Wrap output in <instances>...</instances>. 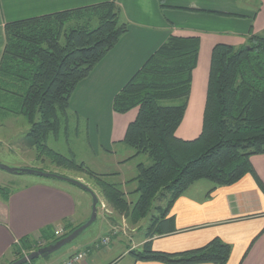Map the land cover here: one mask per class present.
Returning a JSON list of instances; mask_svg holds the SVG:
<instances>
[{
	"label": "trees",
	"instance_id": "obj_1",
	"mask_svg": "<svg viewBox=\"0 0 264 264\" xmlns=\"http://www.w3.org/2000/svg\"><path fill=\"white\" fill-rule=\"evenodd\" d=\"M165 1L159 0L161 7L166 6ZM4 29L0 109L7 115L26 117L31 124L26 137L32 139L30 147L37 157L92 178L106 203L134 222L152 208L156 210L145 242L129 252L136 261L226 264L232 246L218 237L202 247L180 252L155 250L153 237L176 231L175 217H168L169 210L200 179L218 186L231 185L251 173L264 189L251 162L253 155L264 153V34L252 33L241 47L218 42L212 48L202 128L195 138H182L177 130L192 91L201 47L199 35L171 34L117 92L114 111L126 113L138 108L123 139L135 151L128 159L147 154L153 161L137 166L138 175L133 180H137L139 198L131 206L128 192L105 180L108 173H98L48 143L51 136L58 137L61 129H66L70 99L80 81L129 30L119 3L104 0L8 21ZM155 200L159 204L153 207ZM83 223L73 226L64 222L59 233L55 226H45L39 236L21 237L12 245L14 259L9 263L57 242Z\"/></svg>",
	"mask_w": 264,
	"mask_h": 264
},
{
	"label": "crops",
	"instance_id": "obj_2",
	"mask_svg": "<svg viewBox=\"0 0 264 264\" xmlns=\"http://www.w3.org/2000/svg\"><path fill=\"white\" fill-rule=\"evenodd\" d=\"M100 1L104 0H0V59L6 41V22ZM116 1L122 8V18L129 23V30L78 84L70 99L66 131L72 125L78 137L77 132L82 130L88 152L95 158L104 155L110 168L116 167L115 172L120 173L121 166L129 164L132 159L128 158L134 153L123 139L138 108L126 113L114 111L117 92L171 34L199 35L201 47L192 91L177 130L182 138H195L202 128L212 48L218 42L241 47L252 33L264 34V0H166L165 7H161L159 0ZM77 148L69 150L77 160L80 157L86 163L87 151L83 154ZM251 162L264 185V153L253 155ZM85 191L77 185L33 180L9 200L0 197V264L11 255L12 245L25 235L39 236L45 226L63 231L64 222L73 226L86 222L93 200ZM170 216L175 217L176 231L155 235V250H190L218 237L232 246L226 264H264V189L253 174L248 173L231 185L218 186L208 179L194 182L173 203ZM117 220L101 217L100 227L106 232L93 240H83V250L77 249L68 256L82 251L86 255L81 264H92L88 260L90 254L94 248L104 245H96L104 238H109L106 245H110V250L122 246L125 239L131 241L107 264H116L131 249L139 248L146 235L134 242V237L115 233ZM130 264L167 263L133 260Z\"/></svg>",
	"mask_w": 264,
	"mask_h": 264
},
{
	"label": "rangeland",
	"instance_id": "obj_3",
	"mask_svg": "<svg viewBox=\"0 0 264 264\" xmlns=\"http://www.w3.org/2000/svg\"><path fill=\"white\" fill-rule=\"evenodd\" d=\"M166 103H172L173 100H166ZM70 124H72L70 122ZM31 124L28 122L25 116L23 115H14V114H5L0 109V162L6 164L11 167H32V168H43L45 171L56 173L59 175H64L71 178H76L81 180L83 183L87 184L99 197V217L98 219L87 227L76 239L72 242L66 244L59 250L55 251L52 254H49L45 257H38L32 261H29L25 264H58L63 259L68 257V254L77 249H82L84 247L85 242L83 240L91 239L93 240L98 234L102 235L106 232L105 229H102L100 220H110L112 217L117 218V226L115 227V233L121 232L122 234H126L127 237H134V242L140 239L141 236L145 235L148 226L151 223V217L156 213V210L152 208L147 216L142 218L141 220L134 222L132 217L122 216L116 213L105 201L102 193L100 192L99 187L95 183L92 178H89L86 174H82L80 172L74 171L72 169H68L62 166H59L55 163L50 162V159L41 160L37 157V153L35 149L30 147V140L26 137L28 130L30 129ZM78 137H76V131L73 129L72 125H70L66 131L63 127L59 132L58 137L51 136L49 138L48 143L51 147L60 151L67 156H72V152H70V147L77 148L79 146V151L81 153H85L86 165L91 169L98 173H108L104 176L106 181L115 182L124 190H126L128 199L132 202L131 206L139 198V192L136 191L138 186L137 180H133L138 175V164L140 162L145 163V165H150L153 163L150 156L147 154H140L132 160H129V164L125 166H121L120 169H123L120 173H115L116 167L114 169L110 168L108 163L106 162V157L102 155L101 158H95L92 153L88 152V148L85 143V135L83 131H79ZM76 139V140H74ZM75 142L76 144H74ZM87 148V149H86ZM132 152H135L132 148H130ZM83 157V156H81ZM77 161H81V158ZM107 163V164H106ZM33 180H45L49 182H56L64 185H73L66 180L58 179L55 177H45L36 174H22V173H11L6 170L0 168V197L7 201L10 196L16 191L25 188L27 185L31 184ZM123 180H125L123 182ZM86 192V196L89 199L93 200L90 192ZM159 201L155 200L153 202V207H155ZM164 206L165 202H161ZM115 240L112 241L113 246H115ZM101 242H97L96 245L101 244ZM128 243H131L129 239H125L124 244L119 247H115V249L110 250V245H100V247H96L90 254L88 260L92 262V264H107L109 263L113 257L119 255L125 248ZM103 244V243H102ZM108 244V243H107ZM95 245V243H94ZM141 247V246H140ZM12 259H14V255H9V257L2 262V264L9 263ZM134 259V257L127 252L122 259L116 264H130ZM82 262V261H81ZM80 262V264H81Z\"/></svg>",
	"mask_w": 264,
	"mask_h": 264
},
{
	"label": "water",
	"instance_id": "obj_4",
	"mask_svg": "<svg viewBox=\"0 0 264 264\" xmlns=\"http://www.w3.org/2000/svg\"><path fill=\"white\" fill-rule=\"evenodd\" d=\"M0 168L3 170H6L8 172H11V173L36 174V175H40V176L55 177L58 179L66 180V181L73 183V184L83 188L84 190L90 192V194L92 195V198H93L92 212H91L89 219L85 223H83L82 225L77 227L75 230H73L71 233H69L65 237L59 239L57 242L42 246V247L30 252L29 254L12 261L9 264H25V263L32 261V260H34L40 256L45 257L49 254H52L55 251L62 248L63 246H65L66 244H68V243L72 242L74 239H76L87 227H89L91 224H93L97 220L99 197L94 192V190H92L87 184L83 183L81 180L76 179V178L67 177L64 175H59V174L52 173V172H48V171H45V170H42L39 168L11 167V166H8V165L3 164L1 162H0Z\"/></svg>",
	"mask_w": 264,
	"mask_h": 264
},
{
	"label": "built area",
	"instance_id": "obj_5",
	"mask_svg": "<svg viewBox=\"0 0 264 264\" xmlns=\"http://www.w3.org/2000/svg\"><path fill=\"white\" fill-rule=\"evenodd\" d=\"M61 231H58V233ZM108 241H109V238H104L102 240V243L107 244ZM85 255L86 253L82 251L75 252L71 254L70 256H68L67 258L63 259L59 264H79L84 259Z\"/></svg>",
	"mask_w": 264,
	"mask_h": 264
}]
</instances>
